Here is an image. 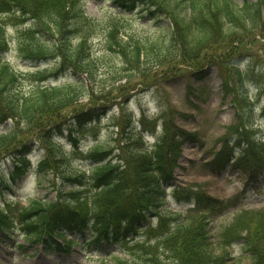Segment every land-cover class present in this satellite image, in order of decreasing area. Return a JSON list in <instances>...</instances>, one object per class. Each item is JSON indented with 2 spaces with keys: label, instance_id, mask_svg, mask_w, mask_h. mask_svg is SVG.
Segmentation results:
<instances>
[{
  "label": "trees",
  "instance_id": "16d2710c",
  "mask_svg": "<svg viewBox=\"0 0 264 264\" xmlns=\"http://www.w3.org/2000/svg\"><path fill=\"white\" fill-rule=\"evenodd\" d=\"M112 2L115 8L124 10L141 7L154 18L165 17L168 24L161 25L159 33H148L133 27L131 18L112 11L103 9L100 17L92 18L83 12V0H0V125L11 120L0 132V159L5 154H21L36 140L45 148L37 174L41 179L52 174L61 186L69 185L68 190H61L51 199H31L17 210L23 236L28 241L43 242L47 251H68L74 241L56 239L63 237L62 227L82 235L90 226L94 229L92 242L126 243L127 257L111 255L104 264H264V208L241 209L230 221L211 227V215L216 210L234 208L237 201L211 197L189 185L176 187L172 194L177 200L193 199L195 207L169 210L153 225L152 215L159 214L167 202L165 186L171 184L177 145L188 132L167 120L165 132L149 148L137 146L141 135H136V141L123 150V164L112 162L108 158L111 151L99 146L86 153L67 152L53 141L51 133L60 127L66 116L64 110L75 105L86 86L66 82L31 85L27 91L17 88L20 78L34 77L43 82L66 69L95 82L98 73L106 69L108 73L114 70V76L120 74L118 78H126L117 89L127 98L125 92L133 81L151 85L182 75L198 77L214 65L221 75L223 91L232 95L239 107L236 123L218 139L223 150L216 154L217 160L231 157L241 173L257 172L264 169V145L252 127L245 87L253 76V63L264 61L259 51H254L259 44L264 50V0ZM15 16L31 20L27 29L18 32V52L32 61L58 54L59 69L22 74L11 68L4 57L11 39L6 27ZM94 36L103 37L101 53L92 49ZM115 58L120 60L118 66L111 64ZM104 111L81 108L73 113L75 124L81 126L85 118L98 117ZM115 124L120 126V134L135 135L130 114L123 108ZM76 125L73 128H78ZM229 135H234L232 145ZM70 140L77 142L76 137L70 136ZM75 157L92 160L89 177L74 170ZM23 170L17 166L11 176L17 177ZM76 185L85 187L81 191ZM12 216L11 210L6 213L0 209V227L7 239ZM137 235L140 238L134 242ZM234 245L239 246L241 256L229 250Z\"/></svg>",
  "mask_w": 264,
  "mask_h": 264
},
{
  "label": "rangeland",
  "instance_id": "374dc122",
  "mask_svg": "<svg viewBox=\"0 0 264 264\" xmlns=\"http://www.w3.org/2000/svg\"><path fill=\"white\" fill-rule=\"evenodd\" d=\"M85 1L86 11L91 16H98L100 13V5L108 3L107 0ZM136 15H139L136 22L145 23V28L149 31H157L155 19L141 13H135L134 16ZM137 29H141V26H138ZM8 32L12 40L10 44L11 48L6 52L5 56L11 67L18 71L36 68L34 66L35 62L24 59L15 48L18 39L15 28L10 27ZM93 46L97 50V53H100L101 43L97 37L94 38ZM254 51H259L260 57L264 59V50H260L256 46ZM52 65L53 59L50 58L41 61L39 67L42 68ZM219 76L221 77V75ZM75 78L77 77L69 73H62L56 80L51 78L48 82L55 84L65 80L73 81ZM261 81V71L256 70L254 76L247 82V92L256 106L257 114L255 115V124L259 123L264 129V115L260 116V107L264 105V94L257 95L256 93L257 88L262 87L264 83H261ZM109 82L110 80H106L102 84L96 82L94 88L100 90L103 85H106V89L108 90ZM219 82L217 72L213 68L205 79L190 82L192 84L190 90H185L184 85L180 83L175 86L167 85L157 90H145L133 96L128 103V107L134 115L137 127H139L138 120L142 115L147 116V125L151 124L152 116L160 111L159 104L161 102L168 103L170 107L175 109L178 114L174 115V118L180 117L178 123L193 131L199 139L195 142H186L181 147L178 165L174 168L173 183L183 188L188 187L189 184H194L196 187L202 188L209 194L221 199L243 191L245 197L237 201L235 204L237 209L235 207L229 213L224 214L225 212H223L214 216L215 221L217 219L227 221L232 217L233 213L242 208H258L264 206V176H260L257 180L249 179V177L243 176V174L234 169L235 167L232 168L231 164L223 168L218 167L211 158V151L214 149L216 136L222 133L227 125L234 124L236 121V113L239 111L238 105L222 94L219 89ZM17 84L21 89H27L30 86V82L25 80L18 81ZM252 94H255V96L252 97ZM85 103V101L80 103L78 108L82 105L84 106ZM116 109L114 108L113 111H116ZM71 113V110L66 111L67 118L63 119L65 120L62 124L63 136L56 137L61 142V145L67 149H69L67 121L71 119ZM83 133L84 135L80 138V146L84 150L93 144H98L105 148L112 147L113 149L118 144L116 129L111 126L109 114L101 118L99 122L87 124L83 127ZM160 133L161 124L155 128L153 133H144V138L148 143H152ZM40 155L41 152L37 150H33L30 153L29 160L25 164L27 167L25 173L14 184L16 188L12 193L7 191L6 196L2 199H13L20 203H25L28 197L36 196L49 199L55 195V191L50 189L53 186L52 181L49 180L51 177H48L47 180H41L40 184L37 182L35 164ZM10 164L9 161L4 162L2 164L3 170L7 171ZM89 165L91 163L88 161H75L73 164L78 170H82V168L87 170ZM7 175L5 177L9 180ZM64 189H68L67 186ZM168 198L167 207L169 209L183 210L186 208L185 204L176 203L172 197ZM12 229L15 235H12L11 243H23L24 239L20 234L19 224H13ZM91 232V229H87L83 237L88 239ZM70 237H72V234L67 229L65 231V238L69 239ZM81 238L80 235H77V243L71 247L69 252L50 254H45L41 245H34L31 242H27L25 249L22 251L16 246L6 247L0 241V264H104V261L108 259L107 250L112 251V253L122 254L119 249L113 246L109 249L108 246L102 245L101 249L97 250L98 243H85L82 242L85 239ZM119 245L121 247L123 246L122 243ZM237 249V246L233 248L236 254H238L236 252ZM102 253L105 255L102 256Z\"/></svg>",
  "mask_w": 264,
  "mask_h": 264
}]
</instances>
